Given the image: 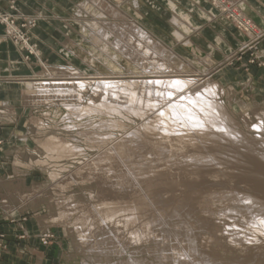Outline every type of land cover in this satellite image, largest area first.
Instances as JSON below:
<instances>
[{"label":"bare ground","instance_id":"bare-ground-1","mask_svg":"<svg viewBox=\"0 0 264 264\" xmlns=\"http://www.w3.org/2000/svg\"><path fill=\"white\" fill-rule=\"evenodd\" d=\"M164 1L178 27L173 36L211 62L184 36L199 28L190 11ZM215 1L222 6L225 0ZM234 1L243 12L235 18L248 30L257 28L253 40L263 38L264 29ZM78 4L76 16L92 21L61 20L64 34L74 36L61 48L70 60L82 58L85 73L65 72L59 64L44 67L46 80L19 81L24 105L60 100L66 117L79 127L73 138L41 118L31 120L38 145L51 159H83L64 177L61 171L50 173L57 183L50 194L55 210L39 219L64 224L83 251L109 260L118 256L119 264H264V107L238 119L223 102L219 82L204 84L202 73L178 70L160 38L141 23L138 0H126L122 8L141 22L109 21L107 16H126L109 0ZM206 47L209 55L217 54L213 45ZM130 59L139 75L122 74L118 62ZM91 65L96 75H89ZM10 113L12 106H0V116L10 118ZM84 117L89 120L81 123ZM126 120L137 123L114 138L115 129L129 127ZM79 139L95 153L83 158ZM75 183L87 191L84 196L67 192ZM18 186L16 193L29 201L34 188Z\"/></svg>","mask_w":264,"mask_h":264},{"label":"rangeland","instance_id":"rangeland-1","mask_svg":"<svg viewBox=\"0 0 264 264\" xmlns=\"http://www.w3.org/2000/svg\"><path fill=\"white\" fill-rule=\"evenodd\" d=\"M83 1L84 0H79L77 3L81 4ZM109 1L114 7L120 6V9L124 12V14H126V16L121 14L120 17L113 16L108 18L107 16L109 21L112 19L125 20V18H128L129 20H139L136 17H131L129 15L130 11L128 12L125 8H122L124 7L126 0ZM204 1L209 2L213 7H215L219 12V16L226 20L229 24L231 23L233 26L232 28L240 34L241 40L239 45L236 48H231L227 53L223 52L222 57L209 55L205 52L211 59V62H207L203 59V57H199L194 54L191 49L187 48V46L183 43L184 41L175 39L167 31V28L163 25H159L161 26L160 29H162L168 37L172 36V38H170L174 40L173 42H169L160 39L163 43L161 44L171 55L173 65L178 68V70L181 69L184 74L202 73L201 78L203 77V79L201 82L204 84H209L214 81L219 82L225 90L222 97L223 102L229 106L230 111H233L232 113L235 114L238 119L241 118V114L252 115L254 108L264 107V49L260 47L262 41L264 40V36L261 39L253 40L251 34L255 36L257 34V28L254 29L253 26L250 30H248V28L243 26L242 21L235 18L234 15L236 13H243L240 12L241 8L238 6V2H235L234 0H225L223 1L222 6H219L215 0ZM11 6L14 7V3H12ZM62 7L66 11V14L61 19L63 21H69V23H71L74 19H82V21L88 22L92 21L89 16L81 18L76 16L77 13L75 9L71 10L66 5ZM75 7L76 6H74V8ZM40 17L39 13H35V15H32L31 17L26 16V19L18 21V18L13 14H8L0 10V24L5 28V36L10 39L20 51L24 52L25 59L29 60V58L32 57L41 64L42 69L40 72H37L25 79L31 78L32 80L37 81H40L41 79L46 80L50 76L46 74V69L44 67L59 64L64 65L61 68H63V71L65 72L67 70V72L71 73L70 69H72L73 73L77 72L84 74L85 71L80 69V63L83 61L82 58H76V61L79 63L70 60L63 54L61 45H58V58L61 59L62 62L58 63V59L56 60V58L51 59L50 57H43L39 45L32 41L28 31V29L37 25ZM139 22L141 21L139 20ZM58 25L60 27V31L63 32L62 29L64 23L62 21H58ZM255 26L264 29V27H261L256 22ZM77 29L80 30L79 27ZM75 31L77 36L78 31ZM196 31L197 30H192L190 34ZM230 34L232 35L233 32H230ZM64 36L66 37L63 42L64 44L74 38L71 34H64ZM131 60L132 59H130V62L128 63H126V61L118 62L119 66L125 69L122 71V74L125 76L141 73V69L133 62L131 63ZM90 67H92V65ZM92 68V71H88V73H91L89 75H96V68ZM22 88L25 90L23 84ZM90 93L91 90L88 89L85 94V101L89 98ZM55 102H49L50 104L43 103L39 106L33 105L34 107L29 106L26 117V127L21 130V132L16 133L10 141L0 139L1 148L5 150L8 148V150H10V155H8L5 159L0 160V264H119L118 256L115 257V259L117 258L116 260H109L106 257H102L100 254L97 255L95 253L83 251L77 242L75 234H72L64 224L62 225L65 227L53 224L46 225L41 219H39L55 210V201L50 198V194H54V186L57 183L54 179H52L51 172L54 173L61 171L60 175L61 177H64L70 173V170L79 165L78 163L80 160H83L51 159L47 152L43 151V149L41 150L40 144L38 145V142L36 141L39 134L37 132L39 131L38 128L31 122L33 118H41L47 125L52 127L54 131L58 130L57 132H65V134L67 132V134L73 138H75V135L78 132L77 128L79 127L77 126L75 120L68 119L65 115L68 110L64 103L60 100ZM254 117L252 116L251 118ZM87 119L88 117L81 118V123L87 122L89 120ZM126 122L129 124V127L126 129H115L114 138L124 136L125 131L130 127L135 126L137 123V121L134 122L130 120H126ZM1 125L2 123H0V126ZM76 141L78 140L76 139ZM82 142L83 140L79 139V143L84 146L85 156H83V158H87L95 153L94 149L92 150L86 148ZM17 158L22 164H16ZM54 163L56 164L54 165ZM62 165L66 166L67 169H61ZM54 168H56V170ZM16 185H19L18 187L21 190L34 188L35 191L33 193V197L30 198L29 201L21 199L16 193ZM69 191L83 196L87 193V191H84L82 186L77 183L67 190V192ZM3 196L4 198H7V201L4 200ZM50 203L51 205H49ZM8 206L12 208L7 209L9 208ZM52 206L54 207L53 209L51 208ZM9 211L10 213H8ZM145 255H147V253Z\"/></svg>","mask_w":264,"mask_h":264},{"label":"crops","instance_id":"crops-1","mask_svg":"<svg viewBox=\"0 0 264 264\" xmlns=\"http://www.w3.org/2000/svg\"><path fill=\"white\" fill-rule=\"evenodd\" d=\"M77 1L79 2V0ZM77 1L0 0V10L8 14H13L18 18V21L26 19V16L31 17L35 15V13H39L41 17L37 25L28 29L30 37L32 41L39 45L44 58H56V60L58 59V63H60L62 60L58 58V45H62L66 38L64 33L60 31L58 25V21H61L62 17L66 14L62 6L66 5L69 9L73 10ZM178 1L180 2L178 3ZM138 2L140 11L145 18V21L142 22L145 27L160 39L173 42L171 39L173 36L171 30L172 28L177 29L178 27H175V24L171 20V16L174 15V12L169 8L166 1L138 0ZM173 2L177 4L180 11H190L193 22L196 27H199L198 30L192 34H185L184 32V36H187L198 49L207 52L206 46L213 45L217 54L210 55L222 57L223 52L227 53L231 48H236L239 45L241 40L240 34L232 28L233 26L231 23L229 24L219 16L218 10L209 2L204 0H173ZM239 2L243 6L245 14L251 17L261 27H264V0H239ZM12 3H14V7L11 6ZM193 4L194 6H192ZM193 9L195 10L192 11ZM159 25H163L167 28V31L172 36L168 37L164 31L160 29L161 26ZM230 32H233V36ZM197 36L199 40L196 38ZM216 37H219V42L215 41ZM260 47L264 49V40ZM41 69V64L35 58L30 57L29 60L24 58V52L20 51L18 47L5 36V28L0 24V106L8 104V106L10 105L13 108V113H10V118L0 116V123H2L0 126V139L10 141L16 133L21 132V130L26 127V117L29 106H25L22 101L24 90L22 84H19V81L40 72ZM9 151L8 148L5 150L0 146V160L7 158V156L10 155Z\"/></svg>","mask_w":264,"mask_h":264}]
</instances>
